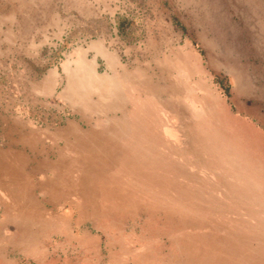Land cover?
<instances>
[{
	"label": "rangeland",
	"instance_id": "374dc122",
	"mask_svg": "<svg viewBox=\"0 0 264 264\" xmlns=\"http://www.w3.org/2000/svg\"><path fill=\"white\" fill-rule=\"evenodd\" d=\"M0 94V264H264V0H0Z\"/></svg>",
	"mask_w": 264,
	"mask_h": 264
},
{
	"label": "crops",
	"instance_id": "0c3cea01",
	"mask_svg": "<svg viewBox=\"0 0 264 264\" xmlns=\"http://www.w3.org/2000/svg\"><path fill=\"white\" fill-rule=\"evenodd\" d=\"M91 48H92L91 50H94V52H96L95 59L98 58L100 60H103L104 62L110 60L111 56L106 51L100 49V47L98 45H96V44L92 45ZM1 99H2V95L0 94V104H1ZM5 114L7 115V113H5ZM3 120H5L8 123L10 121V120L7 121L6 116L2 115L0 112V121H3Z\"/></svg>",
	"mask_w": 264,
	"mask_h": 264
}]
</instances>
